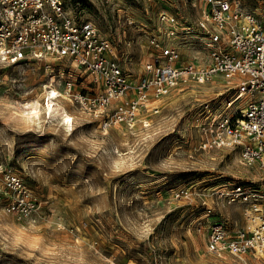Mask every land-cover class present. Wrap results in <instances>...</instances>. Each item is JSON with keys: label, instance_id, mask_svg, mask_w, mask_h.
<instances>
[{"label": "rangeland", "instance_id": "obj_1", "mask_svg": "<svg viewBox=\"0 0 264 264\" xmlns=\"http://www.w3.org/2000/svg\"><path fill=\"white\" fill-rule=\"evenodd\" d=\"M241 1L251 10L263 3ZM66 3L79 21L97 26L136 75L155 56L149 36L159 34V13L168 10L190 22L202 5L200 0ZM173 42L182 61L193 60L201 49L192 35ZM48 77L38 64L0 62V264H264L252 253L241 259L207 248L211 224L221 220L235 233L245 222L246 204L228 203L219 190L250 184L247 179L258 174L242 162L238 149L199 147L194 109L219 93L216 107L231 99L223 76L173 91L148 126L107 131L88 110L73 108L68 97L59 101L73 117L70 124L49 113L42 87ZM82 81L76 89L91 88L89 78ZM25 98L41 100L40 120L17 109ZM247 100L227 113L244 108ZM10 175L15 184H9Z\"/></svg>", "mask_w": 264, "mask_h": 264}, {"label": "built area", "instance_id": "obj_2", "mask_svg": "<svg viewBox=\"0 0 264 264\" xmlns=\"http://www.w3.org/2000/svg\"><path fill=\"white\" fill-rule=\"evenodd\" d=\"M66 2L0 0V62L45 67L49 75L42 85L46 106L55 97L53 89H56L57 98L67 96L73 108L88 110L106 131L119 126L132 128L138 123L148 126L173 91L223 76L225 91H233L231 99L216 107V100L222 95L219 93L194 109L199 147L204 151L238 149L242 162L258 174L247 179L250 184L241 181L231 189L219 190V197L228 203L246 204L245 222L235 233H230L221 220L211 224L207 248L213 254L228 253L241 259L251 253L261 256L264 253V0L255 10L241 0H200L199 17L184 23L178 14L162 10L158 16L159 34L149 36L155 56L145 62L139 75L124 65L118 48L97 26L79 21ZM190 35L199 38L201 49L193 60L182 61L181 51L173 40ZM84 76L89 78L91 88L86 85L76 89V82L80 79L83 83ZM245 98L248 100L244 108L232 115L227 113ZM7 179L9 184L17 182L15 176Z\"/></svg>", "mask_w": 264, "mask_h": 264}, {"label": "bare ground", "instance_id": "obj_3", "mask_svg": "<svg viewBox=\"0 0 264 264\" xmlns=\"http://www.w3.org/2000/svg\"><path fill=\"white\" fill-rule=\"evenodd\" d=\"M53 92L55 97H51V99H49L47 104V109L49 110L47 111H49V113H52L55 118L62 119L64 123L70 124V121L73 120L71 113L67 110L66 106L59 101V98H57V90L53 89ZM64 98H67V96ZM42 106L43 103L39 98H25L21 100L19 104H16L17 109L26 111L25 115L29 116L30 118H35L36 120H40L41 118ZM259 257H262L264 259V253L261 256L259 255Z\"/></svg>", "mask_w": 264, "mask_h": 264}]
</instances>
